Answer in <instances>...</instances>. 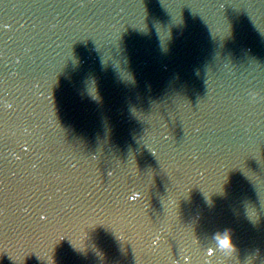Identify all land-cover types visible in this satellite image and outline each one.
Returning <instances> with one entry per match:
<instances>
[{"label": "water", "instance_id": "obj_1", "mask_svg": "<svg viewBox=\"0 0 264 264\" xmlns=\"http://www.w3.org/2000/svg\"><path fill=\"white\" fill-rule=\"evenodd\" d=\"M0 264H264V0H0Z\"/></svg>", "mask_w": 264, "mask_h": 264}, {"label": "snow or ice", "instance_id": "obj_2", "mask_svg": "<svg viewBox=\"0 0 264 264\" xmlns=\"http://www.w3.org/2000/svg\"><path fill=\"white\" fill-rule=\"evenodd\" d=\"M225 243H227V242H225Z\"/></svg>", "mask_w": 264, "mask_h": 264}]
</instances>
